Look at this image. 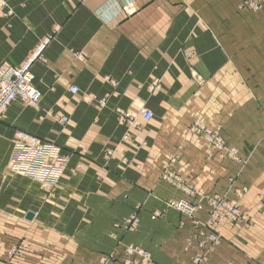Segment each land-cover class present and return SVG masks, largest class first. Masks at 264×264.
Listing matches in <instances>:
<instances>
[{"label":"crops","instance_id":"0c3cea01","mask_svg":"<svg viewBox=\"0 0 264 264\" xmlns=\"http://www.w3.org/2000/svg\"><path fill=\"white\" fill-rule=\"evenodd\" d=\"M3 1L11 13H0V64L20 66L49 41L45 61L31 66L39 103L15 99L0 115V263L100 264L115 249L113 264H121L113 232L146 249L153 264H193L209 227L220 240L200 264H260L264 8L243 10L241 0H129L136 9L129 15L125 0ZM195 120L244 164L220 158L191 128ZM15 130L46 145L34 158ZM58 147L70 158L55 156ZM165 173L194 194L162 180ZM240 187L246 220L210 222L206 198H234ZM167 199L194 203L195 220L174 210L152 219ZM135 210L139 225L124 233ZM17 243L19 257L9 254Z\"/></svg>","mask_w":264,"mask_h":264},{"label":"bare ground","instance_id":"6f19581e","mask_svg":"<svg viewBox=\"0 0 264 264\" xmlns=\"http://www.w3.org/2000/svg\"><path fill=\"white\" fill-rule=\"evenodd\" d=\"M242 7L248 10H251L252 12H257L259 10H261L264 7V0H242ZM135 7L134 5L129 1V0H125L123 7H122V11L125 14H132L135 11ZM0 13H11V10H9L7 7H5L4 1L0 0ZM47 39H45L44 41H42L37 47L36 49L28 56V58L20 65V66H12L6 63L0 64V67L2 66H6V67H10L12 69L15 70H20L21 69V73H27L28 76H31V86L32 88L35 90L36 94H37V101L36 103H31L29 101H23L29 105L32 106H36L41 98V93L40 91L35 87L34 83H33V79H34V75L31 71V66L35 61H42L44 62V57H43V51L46 47V45L48 44ZM189 55V54H187ZM191 55V53H190ZM75 56L78 57H82L81 55L75 53ZM188 57V56H187ZM10 70V69H8ZM11 71V70H10ZM11 72H16V71H11ZM16 74V73H15ZM0 82H4L5 86H6V91H2V93H0V115L3 113V111L8 107V105L14 101L15 99H19L22 101V98L19 96L20 93V89H18L17 87H15V82L12 80L10 72L7 71V69H3L0 71ZM156 86L154 85V88ZM76 90L72 88V92H75ZM93 97L92 96H87L85 98V100H91ZM140 115L143 117V119L148 120L151 118L152 114L150 111H148L145 108L140 109ZM63 120H65L63 118ZM192 129L197 132V133H201L203 134L209 141L210 144H212L213 146H215L216 148L222 150L225 149V143L224 141L221 139V137L214 135V132H212L211 129H208L203 123L201 122H194L193 123V127ZM18 132H22V131H17L16 134ZM24 133L27 137H24V139H20L19 140L23 141L25 144L30 145V141H33L34 136H30L25 132ZM229 155V157L235 158L237 159V157L235 156V153L232 149H230L227 153ZM162 180L178 185L181 188V191L191 194L192 191L189 188L186 187H182L180 186L181 183V179L175 175L174 173H165L164 175H162ZM232 180L230 181V184H232ZM244 188H242V191L244 192ZM242 191H236L237 195H240ZM209 200V207L211 210V216H213L214 212L216 210H221V212L223 213H227L226 215H230L232 218H234L235 216H238L237 211H236V205L234 203V201H230V203H225L224 199H221L220 197H218V195H215L213 197L208 198ZM164 204L166 207L168 208H172L175 210L180 211L182 214H184L187 217H192L193 216V212L195 210V206L189 202L186 199H167L164 200ZM134 218H132L133 220ZM210 240L212 242L215 241V237L213 235L209 236ZM131 250V254L136 252L137 254L147 258V253H145L143 250L141 249H134L132 247L129 248ZM260 264H264V260L260 263Z\"/></svg>","mask_w":264,"mask_h":264},{"label":"rangeland","instance_id":"374dc122","mask_svg":"<svg viewBox=\"0 0 264 264\" xmlns=\"http://www.w3.org/2000/svg\"><path fill=\"white\" fill-rule=\"evenodd\" d=\"M240 6L243 10H246V11H250L252 12L251 10H248V9H245L242 7V0H241V3H240ZM264 8V7H263ZM262 8V9H263ZM260 11V10H259ZM258 12V11H257ZM191 51L190 52H186L184 53V55L187 57L191 56L190 55ZM189 54V55H187ZM155 88L154 89H157V84L155 83ZM194 122H199V121H194ZM193 122V123H194ZM193 123L191 125V128L193 127ZM203 123V122H201ZM208 129H211L209 126H207L205 123H203ZM212 130V129H211ZM17 131H22V130H15L14 132V138L17 140V141H20L22 143H24L23 141L19 140L18 138H16V132ZM22 132H25V131H22ZM212 132H214V135H217L219 137H221V139L224 141L223 137L220 135V134H217L215 133V131L212 130ZM27 133V132H25ZM28 135H31L29 133H27ZM33 136V135H32ZM205 137V136H204ZM206 138V137H205ZM206 140L208 141V139L206 138ZM209 142V141H208ZM225 143V141H224ZM25 144V143H24ZM27 145V144H26ZM218 153V156L221 158V157H226V158H230L232 159L233 161H235L236 163H238L239 165L240 164H244V159L240 158L238 156V154L235 153V150L232 148V147H228L225 143V149H218L216 148L215 146H213L212 144H210ZM30 146V145H28ZM31 147V146H30ZM232 149L235 153V156L237 157V159L235 158H232V157H229V155L227 154L228 151ZM233 181V180H232ZM233 184H234V181L232 182V184H230V181L228 183V189L230 190V188H233ZM242 188L245 189V187H240V188H235L234 189V193H235V197L234 198H227L226 197V193L224 194H215V195H218V197H220L221 199H224V202L225 203H230V201H234L235 205H236V211H237V214L238 216H235L234 218H232L229 214L226 215L227 213H223L221 212V210H216L213 214V216H211V210L208 209V219L210 220V222L212 223H215L220 217H225L233 222H236V223H241V222H244L246 220V217L245 215L243 214V211L240 209V206H239V199L242 198V196L244 195V193L246 192V189L244 190V192L242 191ZM227 189V191H228ZM242 191L240 195H237L236 194V191ZM183 192V191H182ZM185 193V192H184ZM188 194V193H187ZM194 193H191L190 195H193ZM213 195V196H215ZM211 196V197H213ZM210 198V197H208ZM206 200L208 201L209 203V200L206 198ZM162 202V208L160 209H155L152 213H151V218L152 219H157V218H160L164 213H166L168 210H174L176 212H178L182 217H185V218H188V219H191L192 221L195 220L196 218V205L194 203H192L194 206H195V210L193 212V216L192 217H187L185 216L184 214H182L180 211L178 210H175V209H172V208H168L165 206L164 204V201L163 200H160ZM190 202V201H189ZM132 218H134L132 220ZM139 217H138V211L135 210L133 211L132 213H130L128 216H126L123 220V231L124 233H132L134 232L138 225H139ZM210 235H213L215 237V241L212 242L209 238ZM110 237L113 239V241L115 242V247L122 250V261H121V264H153V261H152V257H151V254L146 250L144 249L143 247H141L140 245H136V244H133V243H127V242H122L117 236L115 233H110ZM220 240V236L217 232L211 230L209 227L207 228V231L202 235V238L199 240L198 242V247L199 249L201 250L200 252L201 253H197L195 254V256L193 257L192 259V263L193 264H200L202 263L203 261V258H204V255L205 253H202L204 251H207L208 249H210V247L214 246L215 243H218ZM21 247H24L22 246L21 243H17L16 245H13L9 251V254L12 255V256H15V257H19L21 256V252H22V249ZM130 247L134 248V249H141L143 250L145 253H147V258L137 254L136 252L134 253H130L131 250L129 249ZM116 256V251L115 249L113 251L110 252V254L106 257H101L100 258V264H113L114 260H115V257ZM262 262V261H261ZM260 262V263H261ZM1 264V263H0Z\"/></svg>","mask_w":264,"mask_h":264},{"label":"built area","instance_id":"2783aa9c","mask_svg":"<svg viewBox=\"0 0 264 264\" xmlns=\"http://www.w3.org/2000/svg\"><path fill=\"white\" fill-rule=\"evenodd\" d=\"M3 69H7L8 72H10L11 78L12 80L15 82V87H17L18 89H20V93L19 96L22 98V101H29L31 103H36L37 101V94L35 92V90L32 88L31 86V76H28L27 73H21V69L20 70H15L12 69L10 67H6V66H2L0 67V71ZM11 71H16V72H11ZM16 73V74H15ZM2 91H6V86L4 82H0V93H2ZM32 136V135H30ZM24 137H27L24 133L22 132H18L16 134V138H20V139H24ZM33 137V136H32ZM45 142L42 141V139L40 137H36L34 136L33 141H30V146L32 149V156L35 158L38 151L44 147ZM59 148V147H58ZM55 150V156L61 155V156H65V158H70L69 153L67 152H63L61 150V148Z\"/></svg>","mask_w":264,"mask_h":264}]
</instances>
